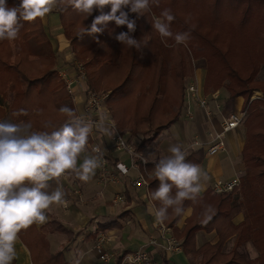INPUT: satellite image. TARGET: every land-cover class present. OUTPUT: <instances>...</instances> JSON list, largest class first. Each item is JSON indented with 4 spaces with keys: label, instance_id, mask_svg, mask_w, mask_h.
I'll list each match as a JSON object with an SVG mask.
<instances>
[{
    "label": "trees",
    "instance_id": "trees-1",
    "mask_svg": "<svg viewBox=\"0 0 264 264\" xmlns=\"http://www.w3.org/2000/svg\"><path fill=\"white\" fill-rule=\"evenodd\" d=\"M8 2L18 4L19 0ZM167 4L173 7L175 16L171 24L173 33H190L186 45H176L168 38L166 46L152 29L153 15L158 17ZM55 11L75 59L86 68L84 92H108L106 104L112 119L119 131L139 139L135 148L140 152L181 119L186 83L195 75L193 59L206 61V95L224 88L228 99L244 97L245 141L241 155L245 172L240 185L219 194L207 188L195 202L185 201V210L191 207L192 212L181 229L178 224L184 215L177 216L171 209L164 222L173 228L185 253L202 256L199 264H264V79L259 78L264 65V0H159L151 13L137 20L133 35L141 39L140 50L129 49L114 39L117 33L127 31L126 26L117 27L109 22L102 34H85L80 38L77 34L84 24H91L92 17L85 20V16L71 8ZM104 11H110V6ZM21 23L16 39L18 50L13 57L6 40L0 41V94L6 93L12 81V121H31L33 130L51 131L43 125L59 126L67 119L58 111L60 106L67 105L77 114L78 110L55 71L57 56L43 20ZM255 91H261L262 96L253 98ZM19 109L27 110L28 115L14 116ZM89 142H94L92 135ZM205 157L204 148L187 152V160L192 163L201 164ZM147 167L153 170L154 164L150 161ZM149 182L150 191L159 185L153 175ZM153 202L159 206L158 201ZM207 205L214 211L204 223ZM240 213L244 217L236 222L234 218ZM201 230L215 231L217 242L207 241L197 247L196 235ZM19 236L30 249L33 264H70L63 249L54 253L49 250L48 240L35 225L22 230ZM233 236L234 245L226 250L225 243ZM248 241L258 252L254 258L239 250Z\"/></svg>",
    "mask_w": 264,
    "mask_h": 264
},
{
    "label": "clouds",
    "instance_id": "clouds-1",
    "mask_svg": "<svg viewBox=\"0 0 264 264\" xmlns=\"http://www.w3.org/2000/svg\"><path fill=\"white\" fill-rule=\"evenodd\" d=\"M154 4L158 6L159 0H19L18 4L0 0V41L16 40L23 26L21 21L43 19L54 10L71 8L85 16V20L92 17L91 24H84L78 37L102 34L104 27L114 22L117 27L127 28L114 39L129 49L140 50L141 39L133 35L137 20L151 13ZM106 6H110V11H104ZM95 12L99 15H93ZM174 20L171 9L165 8L158 17L153 15L152 29L166 46L168 38L176 45H186L190 33H173ZM58 111L67 119L59 126L45 123L44 129L52 128L51 131H34L31 121L0 120V264H13L17 255L15 245L22 230L46 223L47 211L53 204L66 206L61 177L74 174L76 179L87 183L102 166L103 152L99 146L84 155L79 165L78 160L86 153L94 128L98 133L111 136L114 127L104 118L86 120L67 105L60 106ZM13 115H28V112L19 109ZM167 151V155L151 160L154 164L152 175L159 185L150 191L149 197L151 201H158L159 206L153 205L147 211L161 224L168 218L169 209L177 216L184 215V202H195L204 188L203 181L208 180L199 164L187 160V151L179 144H170ZM148 162L149 159L144 158V163ZM120 168L126 171L123 165ZM51 181L56 182L54 188ZM213 211L210 205L205 206L204 223L211 219L209 213ZM85 255L80 253L73 264H81Z\"/></svg>",
    "mask_w": 264,
    "mask_h": 264
},
{
    "label": "crops",
    "instance_id": "crops-1",
    "mask_svg": "<svg viewBox=\"0 0 264 264\" xmlns=\"http://www.w3.org/2000/svg\"><path fill=\"white\" fill-rule=\"evenodd\" d=\"M45 31L49 36L52 47L57 56L56 69L66 71L70 74L74 73V53L71 50L70 40L65 35L60 16L55 10L42 19ZM203 76L199 74L196 78L197 85L202 95H206L203 91L206 71ZM61 79V78H60ZM79 85L74 87L72 99L76 106L78 113L83 111L84 95L78 90ZM75 90L77 92H75ZM220 99H213L209 96L208 107L212 109L210 117L204 113L203 109L199 107L198 101L194 98L186 100L185 109H191L197 121L198 115H203L204 124L210 125L206 133H196L204 138H207L209 131L218 130L220 128L222 114L230 111H238L243 109V96H236L227 98V91L225 89L219 90ZM261 91H255L252 96L259 97ZM219 98V97H218ZM219 104V107L216 105ZM2 107V106H1ZM191 118V119H193ZM200 118V117H199ZM0 120H10L5 117L3 111H0ZM179 122V121H178ZM217 123V124H216ZM206 128V127H205ZM208 128V127H207ZM206 128V129H207ZM191 130L192 128L189 127ZM187 126L183 127V136ZM36 131V130H34ZM187 133V131H186ZM92 135V134H91ZM230 136V134H229ZM92 137L99 142H102L101 137ZM104 145L111 143L109 135H104ZM228 138V137H227ZM245 140L240 142L239 151L242 150ZM87 145L86 153L82 154L78 160V165L82 163L83 156L91 153L90 144ZM113 144V143H112ZM237 145L234 140H227V149L215 155H209L206 152V157L201 164L202 170L207 173L208 180L203 181L204 188L202 192L210 188L211 184L217 179H232L245 172V165L241 158L239 159L237 152ZM225 154V157L222 155ZM216 155H222L223 159H216ZM227 158V160H226ZM122 160L126 164L130 163L128 156L125 153L112 151L108 157V168L112 170V166L116 161ZM232 172H229L231 171ZM99 169L96 171L95 177L87 183L81 182L75 178L74 174H66L60 178L65 193L66 206L53 204L47 211V222L42 225H35L39 233L48 240L49 250L54 253L63 249L65 256L70 264L80 253H86L81 264H102L99 259L100 250L97 247V242L100 238H104L102 243V251L114 253L117 257L122 256L127 252H132L144 246L150 255L149 264H199L201 255L187 254L183 250L178 252H166L163 248V239L159 230L155 226V217L149 214L147 209L154 204L148 192L143 188H136L129 183L125 187H118L113 184H104L101 180ZM137 175V170L132 169L129 180ZM53 188L56 186L55 181L50 182ZM122 188V189H121ZM124 188V189H123ZM120 190H124L125 203H114L113 198ZM201 192V193H202ZM200 193V194H201ZM148 195V196H147ZM192 212V208L185 211L184 216L179 221L178 227L181 229L184 225V219ZM243 213L235 216L234 220L239 222L243 219ZM170 231L175 235L172 227ZM157 240L156 244H148L149 239ZM218 236L215 231L207 232L201 230L196 235L197 247H200L204 242L216 243ZM235 242L234 236L229 238L225 243V249L229 250L233 247ZM16 259L13 264H33L31 251L26 243L21 239L16 242ZM239 250L244 252L247 256L254 258L258 252L252 241H248L241 246Z\"/></svg>",
    "mask_w": 264,
    "mask_h": 264
},
{
    "label": "built area",
    "instance_id": "built-area-1",
    "mask_svg": "<svg viewBox=\"0 0 264 264\" xmlns=\"http://www.w3.org/2000/svg\"><path fill=\"white\" fill-rule=\"evenodd\" d=\"M60 78L65 83L68 91L73 95L74 87L80 82H84L86 78V68L82 62L74 61V73L70 74L66 71L59 72ZM219 90L213 92L210 97L213 99H218ZM108 97V92H97L88 91L85 95L83 111L77 115L84 117L86 120L98 121L100 118H104L113 127L114 131L109 139L111 143L109 145H104L105 138L103 133H98L95 128L92 131V135L96 137H101L102 142H98L96 139L90 144L91 150L99 146L103 152V162L102 166L99 168V173L101 180L104 184H113L118 187H125L129 183L136 188H143L148 192L150 182L149 178L152 176V170H149L146 163H144V158H147L142 152L135 148V145L130 143L125 134L118 130L114 119L110 115V110L107 107L106 99ZM194 98L198 101L199 106L203 109L207 117L212 114V109L208 107L209 96L202 95L197 82L192 78L186 83V100ZM219 107V104L216 105ZM186 117L193 118L194 113L191 109L185 111ZM246 114L245 109H240L238 111H230L222 114V120L220 123V128L218 130H212L208 132V138H204L201 135H197L190 144H187L185 149L187 152L194 148H204L209 155L218 154L221 151L227 149V137L229 133L237 129L243 122ZM113 143V144H112ZM112 151L125 153L130 163L126 164L122 160H118L112 166V170L108 168V155L112 154ZM123 165L126 171H122L120 166ZM132 169L137 170V175L129 180V175ZM241 183V175H238L232 179H217L215 180L210 189L213 193L219 194L224 192H230L234 190ZM122 189V188H121ZM124 189V188H123ZM148 196V195H147ZM149 197V196H148ZM124 190H120L113 198L114 203H125ZM155 226L159 230L163 239V248L166 252H178L182 251V243L179 238H177L171 231L169 226L165 222L157 223L155 221ZM104 238H100L97 242V247L100 250L99 259L102 264H149L150 255L148 250L144 246L139 249L127 252L122 255V257H117L114 253L108 251H102V243ZM157 240L154 238L149 239L148 244H156ZM131 257L130 260L126 257Z\"/></svg>",
    "mask_w": 264,
    "mask_h": 264
},
{
    "label": "rangeland",
    "instance_id": "rangeland-1",
    "mask_svg": "<svg viewBox=\"0 0 264 264\" xmlns=\"http://www.w3.org/2000/svg\"><path fill=\"white\" fill-rule=\"evenodd\" d=\"M166 8L171 9V12H173V7H171L170 5L167 4ZM6 42L9 44L8 51L11 53V55L13 57L14 54L18 50V41L6 40ZM32 46H34L36 48L35 42H32ZM52 50L54 51L53 47H52ZM54 53H55V51H54ZM36 57L37 56H32L31 58H36ZM75 61H77V60L75 59ZM193 61L195 64V75H194V78H192V79L196 81V78L199 77V74H200V76H201V74L203 76V74H204L203 72L207 71L206 70V61L204 59H195V60L193 59ZM55 71L57 72V74L59 76V71L57 69H55ZM59 78H60V76H59ZM259 78L264 79V65L261 68ZM12 85H13V83H12V81H10L7 85V90L5 91L6 93L0 94V104L2 106L1 111L4 112L6 118H9V116H10L9 109H10V106H11V104L14 100V96H15V91L13 90ZM78 85H79L78 90L81 92V94L84 95V82H80ZM75 92H77V91L75 90ZM97 92H99V91H97ZM105 93H107V92H105ZM260 96H262V94H260ZM220 98H221V95L219 96L218 99H220ZM70 101L74 104L73 99H71ZM198 116L200 118L198 117L197 118L198 120L196 121L195 120L196 118L191 119L190 117H186V114L184 111L179 122H176L175 124H173L169 129L164 130L163 133L160 135V137L156 141L150 143L142 151V153L147 157V159H149V161H151L152 158L158 159L162 154L167 155L168 154L167 150H168V147L170 144H179L182 148L186 147V145L190 144L191 141L194 139V136L196 133H198V132L206 133L207 130L210 128V125H207V123L204 124V122L201 120V118L203 119V115L201 114ZM217 119L222 120V118H220V117H218ZM186 126H187V130H186L187 133L185 131L184 136H183V127L185 128ZM189 127H191L192 129L190 130ZM205 127L206 128L208 127V128L206 129ZM124 134H125L127 140L130 143H132L133 145L138 143L139 139L130 136L129 133H124ZM229 134H230V136L228 135L227 140L228 141L234 140V142H236V145L238 146L237 152H238V156L240 159L241 158V150L239 151L240 142L242 140H245V126H244V124L242 123L237 129L231 131ZM207 138H208V133H207ZM222 155L225 157V154H222ZM222 155H216L215 157L217 160L223 159ZM226 160H227V158H226ZM229 172H232V170Z\"/></svg>",
    "mask_w": 264,
    "mask_h": 264
}]
</instances>
